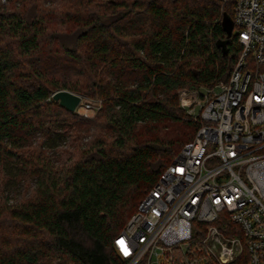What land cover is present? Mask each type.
<instances>
[{
    "label": "trees",
    "instance_id": "obj_1",
    "mask_svg": "<svg viewBox=\"0 0 264 264\" xmlns=\"http://www.w3.org/2000/svg\"><path fill=\"white\" fill-rule=\"evenodd\" d=\"M235 31L220 0H0V264H125L114 239L198 130L178 94L228 79L241 51ZM50 58L82 80L63 84L30 63ZM110 70L141 80L121 87ZM59 90L101 102L97 116L61 107ZM100 117L104 133L61 164L46 139L15 145ZM13 164L35 180L17 203L6 194Z\"/></svg>",
    "mask_w": 264,
    "mask_h": 264
},
{
    "label": "built area",
    "instance_id": "obj_2",
    "mask_svg": "<svg viewBox=\"0 0 264 264\" xmlns=\"http://www.w3.org/2000/svg\"><path fill=\"white\" fill-rule=\"evenodd\" d=\"M220 1L241 51L227 80L179 92L198 130L114 239L125 264H264V0Z\"/></svg>",
    "mask_w": 264,
    "mask_h": 264
},
{
    "label": "rangeland",
    "instance_id": "obj_3",
    "mask_svg": "<svg viewBox=\"0 0 264 264\" xmlns=\"http://www.w3.org/2000/svg\"><path fill=\"white\" fill-rule=\"evenodd\" d=\"M32 67L44 76L56 78L61 83H70L76 79H80L79 70L74 64L65 62L59 58H50L44 62L30 61ZM108 76L113 82L121 87H129L140 82L141 77L138 73L130 74L124 71H108ZM82 80V78H81ZM83 100L76 110V113L94 119L99 109L101 102L96 99L83 96ZM179 98V94H178ZM105 118L100 117L94 120L92 124L83 125V123L69 122L67 125H61L56 132L48 136L40 133L29 134L28 138L16 142V147L27 150L32 146H36L41 139L47 140V149L49 155L55 163L61 164L66 159V151H71L74 145L83 143L87 145L90 141L99 134L104 133ZM171 131L181 129L179 124L166 123L164 125ZM6 194L9 197L10 203H17L19 200L26 198L35 184V180L30 178L26 172L22 171L16 164L6 171ZM1 189V188H0ZM3 202L6 198L1 197Z\"/></svg>",
    "mask_w": 264,
    "mask_h": 264
},
{
    "label": "water",
    "instance_id": "obj_4",
    "mask_svg": "<svg viewBox=\"0 0 264 264\" xmlns=\"http://www.w3.org/2000/svg\"><path fill=\"white\" fill-rule=\"evenodd\" d=\"M232 28V27H231ZM231 31V30H230ZM53 100L58 102L61 107L74 113L81 104L83 97L69 90H59L53 94Z\"/></svg>",
    "mask_w": 264,
    "mask_h": 264
},
{
    "label": "snow or ice",
    "instance_id": "obj_5",
    "mask_svg": "<svg viewBox=\"0 0 264 264\" xmlns=\"http://www.w3.org/2000/svg\"><path fill=\"white\" fill-rule=\"evenodd\" d=\"M121 244L123 245V241H121ZM125 251H126V249H125Z\"/></svg>",
    "mask_w": 264,
    "mask_h": 264
}]
</instances>
